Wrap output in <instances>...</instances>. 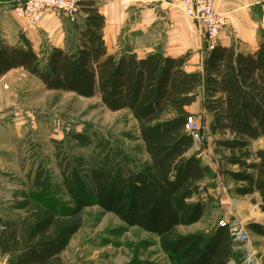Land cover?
<instances>
[{"label": "trees", "instance_id": "trees-1", "mask_svg": "<svg viewBox=\"0 0 264 264\" xmlns=\"http://www.w3.org/2000/svg\"><path fill=\"white\" fill-rule=\"evenodd\" d=\"M78 4L83 27L74 49L47 46L37 52L27 42L0 39V78L22 69L47 90L98 97L110 111L127 110L138 123L147 158L138 162L106 141L88 163L64 156L59 166L70 204L34 196L22 216L0 222V253L12 264H62L61 253L81 228L83 209L96 205L128 226L157 235L170 264H229L236 243L228 225L176 232L202 218L209 199L205 181L213 175L209 164L189 153L195 143L184 128L186 108L201 85L219 171L235 183L236 195L257 194L264 212V148L250 149L251 141L264 136V36L253 51L215 44L202 72L187 71L188 54L109 53L104 16L93 0ZM72 138L89 143L82 134ZM33 185L44 194L48 176L40 170ZM247 228L264 235V225L251 222Z\"/></svg>", "mask_w": 264, "mask_h": 264}, {"label": "rangeland", "instance_id": "rangeland-1", "mask_svg": "<svg viewBox=\"0 0 264 264\" xmlns=\"http://www.w3.org/2000/svg\"><path fill=\"white\" fill-rule=\"evenodd\" d=\"M73 22L81 27V12L76 13ZM46 46L43 44L35 50L41 52ZM191 111L201 135V141L195 144L193 152L199 154L204 163L210 164L213 170L211 179L214 180L210 184L216 186L220 193L212 196L199 223L179 226L176 232L186 234L206 228L211 230L220 220L234 226L242 225L248 239L235 241L229 264H261L264 236L251 233L247 224L256 222L264 225V212L254 198L236 195L233 191L235 183L219 171V155L213 151L216 136L208 130L210 121L203 107L201 85L197 88ZM74 134L86 136L89 143L73 139ZM105 141L111 147L122 148L138 162L147 158L138 123L127 110L110 111L98 97L85 98L71 92L47 90L37 78L22 69H13L2 76L0 222L22 216L25 205L37 195L49 196L60 205L68 206L71 199L62 185L59 161L63 162L66 156L83 158L88 163ZM258 148H264V136L251 141L250 149ZM226 168L236 169L233 166ZM40 170L48 176L50 184L44 194L33 185L34 176ZM224 207L230 208V213H226ZM81 218V228L61 253L62 264H170L157 235L128 226L96 205L84 208ZM0 264L12 262L8 255L0 253Z\"/></svg>", "mask_w": 264, "mask_h": 264}, {"label": "crops", "instance_id": "crops-1", "mask_svg": "<svg viewBox=\"0 0 264 264\" xmlns=\"http://www.w3.org/2000/svg\"><path fill=\"white\" fill-rule=\"evenodd\" d=\"M93 1L105 19L103 38L109 53L126 52L138 57L157 51L173 57L188 54L185 69L203 71V61L209 51L207 42L199 24L180 10L176 0ZM14 5L15 0H0V39L9 44L27 42L34 50L43 44L66 50L76 47L77 33L83 25L76 26L60 11L44 10L35 26L23 30L21 20L13 12ZM214 7L228 18V24L219 32L216 44L232 45L239 51L255 50L259 39L264 36V0H214ZM194 103L186 108L189 114ZM213 181L211 178L205 181L209 184V199L202 218L189 226L204 218L212 196L220 193L216 186L210 184ZM248 196L259 204L257 194ZM224 209L230 213V208Z\"/></svg>", "mask_w": 264, "mask_h": 264}, {"label": "built area", "instance_id": "built-area-1", "mask_svg": "<svg viewBox=\"0 0 264 264\" xmlns=\"http://www.w3.org/2000/svg\"><path fill=\"white\" fill-rule=\"evenodd\" d=\"M78 2L79 0H15L13 12L21 20L22 29L25 30L39 22L44 10L60 11L74 20L76 13L80 12ZM176 4L188 18L199 24L207 40L208 50L212 49L219 32L228 24L226 14L215 9L214 0H176ZM186 119L185 131L191 134L195 144L199 143L201 135L197 122L191 115ZM218 225H228L234 241H247L248 235L242 225L234 226L223 220Z\"/></svg>", "mask_w": 264, "mask_h": 264}]
</instances>
